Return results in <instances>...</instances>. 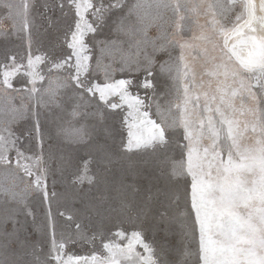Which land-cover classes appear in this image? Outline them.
Segmentation results:
<instances>
[{"label":"rangeland","instance_id":"1","mask_svg":"<svg viewBox=\"0 0 264 264\" xmlns=\"http://www.w3.org/2000/svg\"><path fill=\"white\" fill-rule=\"evenodd\" d=\"M244 0H0V264H264V65Z\"/></svg>","mask_w":264,"mask_h":264},{"label":"bare ground","instance_id":"2","mask_svg":"<svg viewBox=\"0 0 264 264\" xmlns=\"http://www.w3.org/2000/svg\"><path fill=\"white\" fill-rule=\"evenodd\" d=\"M245 2V16L243 21L239 23L233 30V33L229 36L227 45L231 47L232 51H235V48L238 50L235 53L237 56H243L248 50L249 37L242 39L240 35L235 33V30H247L250 27L255 29V36L261 41H264V0H244ZM235 47V48H234ZM260 53V62H264V46H261L259 49ZM98 264H116L114 262L110 263H98Z\"/></svg>","mask_w":264,"mask_h":264},{"label":"crops","instance_id":"3","mask_svg":"<svg viewBox=\"0 0 264 264\" xmlns=\"http://www.w3.org/2000/svg\"><path fill=\"white\" fill-rule=\"evenodd\" d=\"M245 19V18H244ZM243 19V20H244ZM243 20L239 21L236 25H234L224 36L225 39V43L227 45V41L229 39V36L231 35V33H233V30L235 28H237L236 26L241 23ZM258 30L255 29L253 27H250L247 30H241V29H237L235 30V33H237L238 35H240L242 37V39H244L245 37H249V45H248V50L245 52V54L243 56H237L235 55L234 52L238 51L235 47V51L233 52L231 47L227 48L229 50V52L232 54V56L244 67L246 68H256L259 67L261 64L264 65V62H260V47L264 46V41L263 40H259L255 34L254 31Z\"/></svg>","mask_w":264,"mask_h":264}]
</instances>
